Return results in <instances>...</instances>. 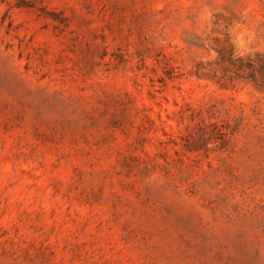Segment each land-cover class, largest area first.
<instances>
[{
	"label": "rangeland",
	"instance_id": "1",
	"mask_svg": "<svg viewBox=\"0 0 264 264\" xmlns=\"http://www.w3.org/2000/svg\"><path fill=\"white\" fill-rule=\"evenodd\" d=\"M0 264H264V0H0Z\"/></svg>",
	"mask_w": 264,
	"mask_h": 264
}]
</instances>
